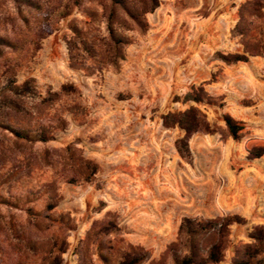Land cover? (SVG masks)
Here are the masks:
<instances>
[{"label":"rangeland","instance_id":"374dc122","mask_svg":"<svg viewBox=\"0 0 264 264\" xmlns=\"http://www.w3.org/2000/svg\"><path fill=\"white\" fill-rule=\"evenodd\" d=\"M31 1L0 0V43L10 42L0 44V264H39L64 242L60 264H77L74 250L98 222L115 223L109 238L158 260L183 218L237 215L246 223L231 227L220 263L231 264L253 227L264 226V155L248 158L264 149V57L226 65L215 55L242 53L231 32L248 0H160L144 34L125 32L119 68L90 76L68 66V25L83 20L74 0ZM252 28L259 40L264 22ZM198 87L211 103H183ZM192 105L211 131L189 138L186 160L175 148L183 132L165 129L161 116ZM225 114L242 126L238 140ZM80 158L98 166L88 182ZM82 247L87 264H100L92 245Z\"/></svg>","mask_w":264,"mask_h":264},{"label":"trees","instance_id":"16d2710c","mask_svg":"<svg viewBox=\"0 0 264 264\" xmlns=\"http://www.w3.org/2000/svg\"><path fill=\"white\" fill-rule=\"evenodd\" d=\"M32 6L31 0H21ZM100 11L93 8H84L83 0H74L73 5L81 9L83 20H73L68 25L70 36L64 38L67 48L68 66L90 76L100 73L104 68H119L125 58V48L130 44L126 31L136 30L141 34L147 31L145 17L154 12L160 5V0H102ZM68 15V14H67ZM254 20L264 22L263 0H248L237 9V22L232 29V36L239 37L242 53L222 54L216 57L226 65L247 63L250 57H264V28L260 31V39L254 40ZM5 47H10L8 40ZM62 92L68 91L62 86ZM183 103L200 105L210 104L203 87L192 88L182 99ZM223 123L228 137L238 140L242 126L231 116L223 115ZM162 126L165 129L177 128L183 135L175 141V148L182 159L190 157L188 140L197 132H210V125L205 114L196 106H189L183 111L168 112L161 116ZM15 137L27 139L19 132H12ZM38 141L46 142L44 134H39ZM70 147L66 148L69 151ZM264 155V149L255 148L248 154L253 160ZM78 171L82 179L88 182L98 171V166L92 161L80 158ZM53 206L49 205L48 209ZM246 221L237 215L216 217L213 219L183 218L177 239L167 245L158 260L151 259L147 250L141 246L126 243L122 238H109L118 232L113 222H98L87 233L86 237L76 247L77 264H87L83 255L82 246L88 250L92 245L95 248L96 261L100 264H220L230 245L231 227L234 224L244 225ZM68 229L72 226L66 225ZM251 240L242 244L234 251L231 264H264V260L256 262L264 255V226H255L248 233ZM29 251H35L32 242H27ZM66 250L64 242L56 258L50 255L43 256L39 264H60L61 255Z\"/></svg>","mask_w":264,"mask_h":264}]
</instances>
